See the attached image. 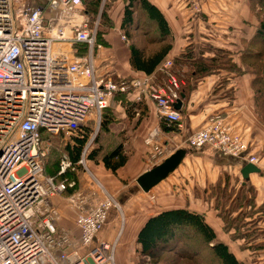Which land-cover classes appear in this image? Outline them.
Returning <instances> with one entry per match:
<instances>
[{
	"label": "built area",
	"instance_id": "2783aa9c",
	"mask_svg": "<svg viewBox=\"0 0 264 264\" xmlns=\"http://www.w3.org/2000/svg\"><path fill=\"white\" fill-rule=\"evenodd\" d=\"M85 1L0 0V264H117V240L95 241L109 211L121 213L113 194L99 188L100 196L91 199L78 187L70 192L66 199L74 210L76 234L59 227L60 214L51 200L76 186L69 174L77 168L88 172L90 142L76 162L62 154L56 174L47 175L43 164L51 141L45 135H77L92 115L98 127L109 97L124 92L154 101L163 125H181L175 103L182 82L170 71L171 59L159 66L166 76L160 82L150 75L96 77L92 50L100 46V11L92 19ZM189 1L196 13L204 0ZM77 45L86 46L84 58L75 55ZM158 135L156 128L144 139L155 162L168 152L156 142ZM186 140L193 148L210 145L223 155L258 160L245 155L242 136L220 115Z\"/></svg>",
	"mask_w": 264,
	"mask_h": 264
},
{
	"label": "crops",
	"instance_id": "0c3cea01",
	"mask_svg": "<svg viewBox=\"0 0 264 264\" xmlns=\"http://www.w3.org/2000/svg\"><path fill=\"white\" fill-rule=\"evenodd\" d=\"M104 1L100 2L98 10L100 13ZM146 1L162 13L172 33L171 48L161 63L184 54L186 47L192 44L198 59L212 56L214 52L208 47L227 51L238 70L216 69L198 78L196 83L192 84L193 90L185 99H181L182 106L179 109L182 115L181 125L178 128L173 126L171 130H164V126L159 123L155 103L151 99L142 97L138 101L133 92L112 94L107 106L102 110L98 127L95 116H90L88 125L91 130L85 146L90 143L86 147V152L97 147L98 144L101 145L103 152H109L113 147L121 144L128 158L115 172L105 168L100 160L86 159L87 173L81 168L72 172L78 180V190L88 192L91 199L100 196L99 188L113 194L120 205L121 216L123 214L125 217L122 232L127 226V237L130 232L136 237L142 221L146 218L145 207L154 208L156 211L176 206L192 208L205 215L206 221L216 233H224L222 223L218 224L214 218V214L218 212L217 204L222 203L223 197L213 193L221 192V189L228 193L234 191L236 194L230 202L238 200L240 197L236 198V195L242 194L244 209L249 210L248 215H250L247 219V225L250 227L247 235L249 239H256L250 249L255 250L257 259L260 257L258 264H264V215H261L264 213V117L256 111L252 86L254 76L241 63V52L248 46L258 23L257 16L252 11L251 0H204L200 4L199 12L196 13L189 0ZM128 2L129 0H106L105 11L111 26L105 27L101 33L98 31L96 37L100 46L92 50V64L98 78L109 77L119 80L147 75L133 70L130 66L129 40L126 39L121 28L123 7ZM98 23L100 26V15ZM74 51L79 58L87 55L85 45H77ZM159 66L148 74L158 82L166 78L159 70ZM187 68L186 65L179 63L177 67L172 65L170 69L181 80V86L184 85L183 74ZM130 106L135 107L134 114L128 112ZM138 106H144L145 112L141 115ZM215 115L222 116L233 130L242 136L247 145L245 155H253L258 159L253 164L260 169V172L250 173L245 182L241 177L240 169L243 164L249 162L247 158L223 155L210 145L193 148L187 144V137ZM103 116L107 121L105 125L103 123L105 127L102 128ZM156 128H159L156 142L168 150L165 157L178 148L185 149L186 154L170 175L149 192H143L138 187L136 178L165 158L155 162L150 147L144 143L145 137ZM95 130L96 134L92 137ZM96 135L99 137L97 144L94 141ZM51 149L52 145L49 150ZM235 181L236 190L233 187ZM70 192L72 191H66L64 195L56 196L51 200L60 214L59 227L76 234L74 210L66 199ZM161 193L166 194L165 198H162ZM117 213L120 212L111 209L107 221L110 223ZM133 221L141 222L140 226L130 225L136 223ZM257 222L260 224L259 229ZM101 231L95 241L106 239ZM256 231L262 233V237L256 236ZM112 233L113 230L108 232L107 238ZM230 233L232 231L226 235L228 239ZM256 241H260L259 246L262 248L255 247Z\"/></svg>",
	"mask_w": 264,
	"mask_h": 264
},
{
	"label": "trees",
	"instance_id": "16d2710c",
	"mask_svg": "<svg viewBox=\"0 0 264 264\" xmlns=\"http://www.w3.org/2000/svg\"><path fill=\"white\" fill-rule=\"evenodd\" d=\"M100 2L101 0L85 1L86 10L92 19L98 13ZM251 5L253 8L260 5L259 9H264V0H251ZM105 7L106 0L100 13L101 25L97 29V31H100L99 33L105 27L109 28L111 26ZM123 8L121 28L124 36L129 40L130 66L135 71L147 75L151 74L161 64L171 48L172 33L170 27L163 18L162 13L146 0H129ZM136 36H139L150 47L153 45V50L147 53L144 48L137 44ZM141 39H138V41H141ZM140 45L143 46V44ZM247 45L241 52V63L254 76L252 86L255 93L256 111L264 117V17H259L255 32ZM208 48L214 52L211 57L196 58L194 45L190 44L186 47L184 54L182 53L172 59L174 67H177L179 63L188 67L183 74L184 85L180 89V94L184 95L183 99L193 90L192 84H195L198 78L208 75L216 69L238 70L232 63L227 51L220 48ZM133 108L135 107L130 106L128 112L134 114ZM138 108L140 110L139 115L145 112L144 106H138ZM106 121L103 116L101 120L102 128L105 127L103 123L105 125ZM88 122L83 127L82 132L60 144L62 147L61 153H66L72 162H76L82 150H84L91 130ZM159 123L164 126V130L173 128V125L165 126L163 123ZM50 141H53V138ZM94 141L96 144L98 143V135H96ZM57 144L59 143L57 142ZM85 158L100 160L105 168L115 172L124 165L128 154L124 152L121 144L116 145L109 152H103L101 145L98 144L97 147L86 152ZM59 160L53 159L52 166L47 162L46 165L43 164L44 173L55 175ZM68 176L65 175L67 179L73 178L76 181V186L67 189V191L76 190L77 178L73 173ZM258 218L260 219V217ZM221 220L224 223L225 218H221ZM223 230L227 233L233 230L229 237L235 234V229H232V227L227 228L224 224ZM217 236L203 213L188 207H172L161 209L146 217L136 233L135 241L140 255L145 256L150 263H152L156 253L167 251L179 258L190 260L193 264H205L206 261H209L210 264H247L245 261L239 260L230 250L229 245L219 240Z\"/></svg>",
	"mask_w": 264,
	"mask_h": 264
},
{
	"label": "rangeland",
	"instance_id": "374dc122",
	"mask_svg": "<svg viewBox=\"0 0 264 264\" xmlns=\"http://www.w3.org/2000/svg\"><path fill=\"white\" fill-rule=\"evenodd\" d=\"M259 7L256 5L255 8L252 7V11L253 13L257 16V19L263 18L264 17V9H259ZM257 11V12H255ZM138 39H141L139 36H136V42L137 44L144 48L145 51L147 53H149L150 51L153 50L154 46L151 45H147L143 42V40L141 39V41H138ZM140 44H143L140 45ZM264 110V109H263ZM87 124V123H86ZM72 136H64L62 134L57 135L55 138L54 137H49V136H45L44 138L47 140H50L52 138L54 143H51L52 145V149L49 150L48 155L45 159V163L47 162L50 166H52V161L53 159H56V161L59 160L60 157V149H61V145L62 142L68 138H71ZM57 142L59 144H57ZM105 144V143H104ZM62 154V153H61ZM46 165V164H44ZM236 184L237 182L235 181V185H233L234 189L236 190ZM93 185V184H92ZM178 193V192H177ZM218 193V195H221V198L223 197L222 200V205L220 204V202H218L217 204V213L214 214V218L216 220V222L219 224L222 220L221 218H225L224 223H222V231L223 230V224L224 226L228 227H232V229H235V234L233 236H230L229 239L228 237H226V235L228 234L226 231L224 233H216L219 238V240L223 241L225 244L229 245L230 250L234 253V255L241 261H245L247 264H258V260L260 257H258L257 259V255H255V250H253L251 247V244L253 242H255L254 239H249V235H246L247 232H249L250 227L247 225V219L248 217L250 218V215H248V211L247 209H244V198L242 196V194L236 195L237 197H240L238 200H233V202H230L231 198L236 194L234 191L231 193L228 192H224L223 189H221V192H214V194ZM240 193V191L238 192ZM69 194V193H68ZM64 195V194H63ZM162 198H165V193H161ZM221 205V206H220ZM179 207V206H176ZM161 209H167V208H161ZM192 209V208H190ZM144 210H147V212L145 213V216L148 217L152 214H155L156 212H158L159 210H155L154 208L149 209L148 207L144 208ZM195 210V209H193ZM197 211V210H196ZM200 212V211H197ZM258 213L260 211H257ZM139 213H141V211H139ZM202 213V212H201ZM246 213V214H245ZM204 215V214H203ZM261 215H264V213H262ZM116 217L113 218L110 223L107 221L105 226H103L101 231L102 236H105L106 239L112 241L114 239L117 240V245H116V250H115V255H116V263L117 264H193V262H191L190 260L187 259H182L179 258L177 256H175L174 254L167 252V251H162V252H158L156 253L155 258L152 260V263H150L148 261V259L145 256L140 255L138 249H137V245H136V241H135V236H133L131 234V232L129 233L128 237H127V233H128V228L126 226L125 231L122 232L121 229H123V220L125 221V217L121 213H117V215H115ZM205 217V215H204ZM260 217V216H257ZM123 218V220H122ZM261 218V217H260ZM146 219V218H145ZM145 219L142 221H145ZM259 221V220H258ZM136 222V221H133ZM138 222V221H137ZM131 223L130 225L137 227L138 225L140 226L141 222L139 223ZM255 226V224H253ZM258 226V229L260 227V224L257 222L256 224ZM121 228V229H120ZM111 230H113V233L110 235L109 238H107L106 234L108 232H110ZM120 230V231H119ZM215 231V229H213ZM255 230V228H254ZM233 231V230H230ZM119 232V233H118ZM122 232V234H121ZM216 232V231H215ZM114 233L116 234L114 236ZM255 233V232H254ZM256 236L262 237V233L257 232L256 231ZM254 234V235H255ZM230 235V234H229ZM261 239V238H260ZM260 241H256V248H262L259 246ZM255 248V249H256ZM249 261V262H248ZM205 264H210L209 261H206Z\"/></svg>",
	"mask_w": 264,
	"mask_h": 264
},
{
	"label": "water",
	"instance_id": "95a60500",
	"mask_svg": "<svg viewBox=\"0 0 264 264\" xmlns=\"http://www.w3.org/2000/svg\"><path fill=\"white\" fill-rule=\"evenodd\" d=\"M184 97L180 94V98L176 101L175 107L180 109L182 106L181 99ZM186 150L183 148H178L171 152L167 157H165L160 163L149 168L136 178V183L143 192H149L151 188L157 185L159 182L164 180L170 173H172L180 164ZM260 169L253 163L247 162L242 165L240 169V174L245 182L248 179L250 173H259Z\"/></svg>",
	"mask_w": 264,
	"mask_h": 264
}]
</instances>
